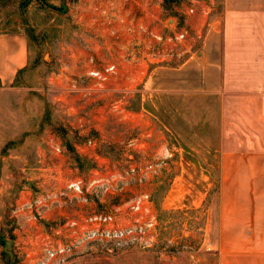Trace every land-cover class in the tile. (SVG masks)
Wrapping results in <instances>:
<instances>
[{
	"label": "rangeland",
	"instance_id": "rangeland-1",
	"mask_svg": "<svg viewBox=\"0 0 264 264\" xmlns=\"http://www.w3.org/2000/svg\"><path fill=\"white\" fill-rule=\"evenodd\" d=\"M99 1L0 0V34H21L28 47L12 84L0 82V264H36L68 214L141 192L158 216L153 248L113 256L92 248L66 264H260L244 250L257 247L250 234L221 233L219 161L210 153L216 100L201 91L194 61L221 0L210 8L212 0ZM180 29L184 47L166 45ZM109 65L106 81L88 74ZM110 171L125 183L119 199L61 195L64 179ZM47 195L65 203L42 214L28 208Z\"/></svg>",
	"mask_w": 264,
	"mask_h": 264
},
{
	"label": "crops",
	"instance_id": "crops-1",
	"mask_svg": "<svg viewBox=\"0 0 264 264\" xmlns=\"http://www.w3.org/2000/svg\"><path fill=\"white\" fill-rule=\"evenodd\" d=\"M98 2L102 8L104 2ZM108 3L118 7L117 0ZM212 5L214 0L208 8ZM91 17L87 12L90 22L97 21ZM198 19L202 22L203 17ZM207 24L194 61L201 91L216 100L211 119L216 142L210 153L219 161L221 233L250 234L257 247L251 242L244 250L258 254L264 264V0H221L218 15ZM27 59L23 35L0 34L2 85L12 84ZM226 248L221 250H233Z\"/></svg>",
	"mask_w": 264,
	"mask_h": 264
},
{
	"label": "built area",
	"instance_id": "built-area-1",
	"mask_svg": "<svg viewBox=\"0 0 264 264\" xmlns=\"http://www.w3.org/2000/svg\"><path fill=\"white\" fill-rule=\"evenodd\" d=\"M189 13L193 14L194 8H190ZM172 33V36L165 37L166 45L174 41L175 45L184 47L185 30L180 29ZM173 55L180 57L184 55V51ZM113 69L114 65H109L103 70H92L88 74L106 81L109 73L114 71ZM103 175H97L88 180L84 177L64 179V192L61 195L67 201H72L73 198L85 200L86 195L90 193L96 197L121 198L125 192L123 178L117 174V171H110L107 175ZM63 203L65 202H62L59 196H39L35 205L29 203L28 208L35 207L36 212L42 214L43 209L49 212L55 207L59 209L58 206L61 207ZM111 207L101 210L89 206L88 209H80L68 214L63 226L57 232L55 231L57 238L50 240L44 247L40 246L39 253L31 258L33 262L66 264L73 257L87 253L92 248L113 256L134 249L146 251L157 244L160 227L149 193H133L127 201H123L122 205ZM75 212H78L76 216H74Z\"/></svg>",
	"mask_w": 264,
	"mask_h": 264
},
{
	"label": "water",
	"instance_id": "water-1",
	"mask_svg": "<svg viewBox=\"0 0 264 264\" xmlns=\"http://www.w3.org/2000/svg\"><path fill=\"white\" fill-rule=\"evenodd\" d=\"M12 244H13V241H11V240L10 241H7L6 242V245L4 247V252L7 253V254H9L10 256H12L11 251H10V248H11Z\"/></svg>",
	"mask_w": 264,
	"mask_h": 264
},
{
	"label": "trees",
	"instance_id": "trees-1",
	"mask_svg": "<svg viewBox=\"0 0 264 264\" xmlns=\"http://www.w3.org/2000/svg\"><path fill=\"white\" fill-rule=\"evenodd\" d=\"M164 1V6L166 7L167 3H170V0H163Z\"/></svg>",
	"mask_w": 264,
	"mask_h": 264
}]
</instances>
